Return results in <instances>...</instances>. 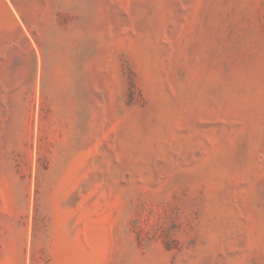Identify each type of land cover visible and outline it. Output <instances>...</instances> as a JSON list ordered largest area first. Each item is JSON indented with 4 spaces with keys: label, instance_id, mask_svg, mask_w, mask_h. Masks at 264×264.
Segmentation results:
<instances>
[{
    "label": "rangeland",
    "instance_id": "374dc122",
    "mask_svg": "<svg viewBox=\"0 0 264 264\" xmlns=\"http://www.w3.org/2000/svg\"><path fill=\"white\" fill-rule=\"evenodd\" d=\"M0 264H264V0H0Z\"/></svg>",
    "mask_w": 264,
    "mask_h": 264
}]
</instances>
